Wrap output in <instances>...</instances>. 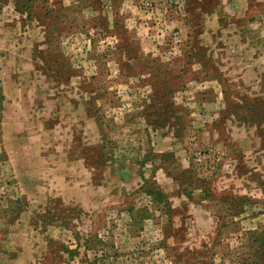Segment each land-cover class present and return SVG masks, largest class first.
<instances>
[{
    "label": "rangeland",
    "instance_id": "rangeland-1",
    "mask_svg": "<svg viewBox=\"0 0 264 264\" xmlns=\"http://www.w3.org/2000/svg\"><path fill=\"white\" fill-rule=\"evenodd\" d=\"M0 264H264V0H0Z\"/></svg>",
    "mask_w": 264,
    "mask_h": 264
}]
</instances>
